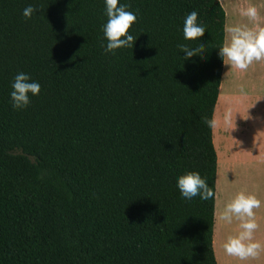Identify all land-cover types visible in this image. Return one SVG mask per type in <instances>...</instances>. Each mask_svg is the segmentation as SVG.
I'll use <instances>...</instances> for the list:
<instances>
[{
    "label": "trees",
    "instance_id": "16d2710c",
    "mask_svg": "<svg viewBox=\"0 0 264 264\" xmlns=\"http://www.w3.org/2000/svg\"><path fill=\"white\" fill-rule=\"evenodd\" d=\"M119 3L138 12L136 40L108 54L104 0H0V264H218L226 12L219 0ZM193 10L201 53L184 60L177 45L199 43L183 37ZM17 72L41 86L21 110ZM191 171L211 198L180 196Z\"/></svg>",
    "mask_w": 264,
    "mask_h": 264
},
{
    "label": "rangeland",
    "instance_id": "374dc122",
    "mask_svg": "<svg viewBox=\"0 0 264 264\" xmlns=\"http://www.w3.org/2000/svg\"><path fill=\"white\" fill-rule=\"evenodd\" d=\"M219 1L227 16L226 46L231 42V33L227 31L230 27L255 33L250 28L253 20L244 11L254 7L256 0ZM223 78L227 80L228 92L214 118V144L219 160L216 199L219 238L224 194L231 198L240 192L253 195L259 206L264 199V63H255L253 59L245 69H239L228 61L224 64ZM258 207L253 208V214ZM257 228L259 225L253 230V237L258 235Z\"/></svg>",
    "mask_w": 264,
    "mask_h": 264
},
{
    "label": "clouds",
    "instance_id": "9594fccd",
    "mask_svg": "<svg viewBox=\"0 0 264 264\" xmlns=\"http://www.w3.org/2000/svg\"><path fill=\"white\" fill-rule=\"evenodd\" d=\"M104 5V15L107 18L101 26L103 38L106 41V44L101 43L104 52L115 54L117 49L133 48L136 38L129 32V29L135 23L138 12L127 10V6L119 3V0H104ZM37 11L38 8L29 4L22 10V16L30 19ZM244 14L253 19L257 16L254 7L247 8ZM204 30V25L198 21V13L195 10L185 16L182 29L184 39L186 41L196 40L199 43L196 47H189L185 44L177 45L184 54V60H189L201 53L199 49L202 42L197 38L201 36ZM227 31L231 33V42L219 49L218 54L221 58L226 57L236 68L245 69L253 59L259 60L264 57V29H260L258 33H253L239 27H230ZM10 86L12 89L9 93L11 106L15 110L26 108L30 103V97L37 96L41 89L39 82L33 80L25 72H17ZM209 123L212 122L209 121ZM176 187L180 196L185 200H191L198 195L202 200H207L213 196L206 180L195 171L185 172L178 176ZM259 203L255 196L240 192L225 206L219 218L231 222L232 217L235 216L241 221L240 228L242 229L238 235L228 237L224 243L223 248L227 254L238 256L241 259L256 255V250L260 245L251 242L252 232L257 227L252 219V210L258 207ZM245 241L249 242L245 243Z\"/></svg>",
    "mask_w": 264,
    "mask_h": 264
},
{
    "label": "crops",
    "instance_id": "0c3cea01",
    "mask_svg": "<svg viewBox=\"0 0 264 264\" xmlns=\"http://www.w3.org/2000/svg\"><path fill=\"white\" fill-rule=\"evenodd\" d=\"M254 8L256 9L257 16L255 19L253 18L250 19L253 20V25L250 28L253 29L255 33H258L260 29H264V0H258V1L256 0ZM245 29H249V28H245ZM225 63H228L226 57H225ZM255 63H264V57H261V59L259 60H255ZM227 88H228L227 80L223 78V84L221 87V96L217 104L215 116L217 114L219 107L224 102V99L228 92ZM255 99H256L255 109H257L258 99L257 97H255ZM216 199H217V195H216ZM232 199L233 198H231L229 194L227 195L224 194V201L222 205L223 210L225 206L231 202ZM252 219L256 221V225H259V228H257L258 235L255 237H253L252 235L251 242L258 243L260 247L256 250V255L241 259L238 256L227 254L223 248V245L227 241L228 237L230 236L235 237L236 235L239 234L240 231H242V229L240 228L241 221L237 219L235 216L232 217L231 222L223 221L222 235L221 238H219L217 233V221H216V212H215L214 251L218 264H264V199H263V203L257 209H255ZM248 242L249 241H245V243Z\"/></svg>",
    "mask_w": 264,
    "mask_h": 264
}]
</instances>
